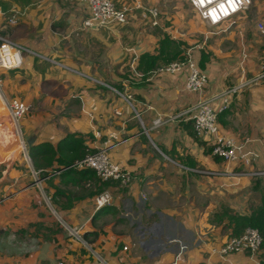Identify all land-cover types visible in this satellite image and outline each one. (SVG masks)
<instances>
[{
	"label": "crops",
	"instance_id": "0c3cea01",
	"mask_svg": "<svg viewBox=\"0 0 264 264\" xmlns=\"http://www.w3.org/2000/svg\"><path fill=\"white\" fill-rule=\"evenodd\" d=\"M126 1L114 0L118 6ZM141 1L160 7L164 20L158 26L141 10L125 24L85 27L90 10L84 2L0 0V34L43 56L26 54L20 68L0 74L3 96L29 105L21 140L9 117L0 120V264H103L90 249L108 264H264V249L226 259L209 249L210 237L231 233L209 222L221 205L248 212L264 195V176L247 175L264 170V33L257 26L264 25V4L207 36L192 21H200L197 14L190 17L173 0ZM12 12L16 25L6 21ZM164 34L197 42L191 48L198 64L200 52L209 54L201 93L185 88L186 69L156 70L145 79L136 72L139 57L153 53ZM249 80L218 114L221 132L257 154L249 164L229 167L243 174L229 179L228 167L207 154L211 145L195 136L183 112L199 99L218 106L224 89ZM159 116L172 118L155 126ZM68 135H81L95 149L106 141L111 159L132 176L127 186L104 189L113 199L100 213L94 198L73 200L79 187L67 177L42 178L55 209L79 229L85 244L56 222L26 159L31 147L56 146Z\"/></svg>",
	"mask_w": 264,
	"mask_h": 264
},
{
	"label": "built area",
	"instance_id": "2783aa9c",
	"mask_svg": "<svg viewBox=\"0 0 264 264\" xmlns=\"http://www.w3.org/2000/svg\"><path fill=\"white\" fill-rule=\"evenodd\" d=\"M84 2L89 6L90 14L84 21L85 27L98 25V27H109L114 24H125L129 17L132 16L135 10H141L144 18L152 26L160 24V11L158 7L146 6L141 0H130L123 2L118 6L114 0H69ZM190 6L195 10L198 18L206 25H209L216 30L221 28L227 29V24L232 25L234 18L243 11L249 9L252 0H187ZM7 24L16 25L18 17L16 12H12L6 19ZM258 28L261 33H264V25L258 23ZM225 29V30H226ZM33 54L43 58L42 55L31 51L27 47L15 42L5 35H0V71L18 69L23 65L24 56ZM185 60L183 62H173L165 67L157 69L158 73L168 74L175 73L182 69L187 70L185 88L189 92L201 93L208 77L198 64L194 52L191 49L186 50ZM261 77V76H259ZM259 77H256L258 79ZM2 80L0 79V83ZM253 80H249L232 87L224 89L220 95L221 102L218 106H213L209 99H199L194 105L183 112L193 122V128L196 135L207 138V141L212 148V156H216L228 167L225 170V176L229 179H236L243 175L229 169V167L242 161L249 164L252 159L256 158L257 154L253 150H248L244 144L237 143L233 138L223 134L218 123V114L226 110L230 103L231 97L244 89ZM129 100V97H127ZM3 103L7 108V115L10 120V125L14 134L22 139V124L21 121L24 115L29 110V105L19 99H4ZM171 116H159L154 120L155 126L162 125L165 121L171 119ZM100 136L96 134V137ZM107 142L104 141L102 146L96 148L94 152L88 153L82 159L76 161L72 166L75 168H88L95 171L101 181H116L119 186H127L132 181L131 174L121 167L120 164L114 162L109 153ZM25 150V149H24ZM26 152V151H25ZM24 152V155H25ZM26 159L30 161L26 153ZM61 170L53 172L59 174ZM40 170L32 168L31 175L36 188H38L46 202L48 210L56 220L70 235L76 236L85 244L79 229L72 227L65 218L55 209L49 195H46L43 185ZM52 175V174H50ZM251 177L264 176V170L248 172ZM112 194L109 190H104L94 198L95 209L99 210L112 202ZM264 242V237L257 229L248 228L239 236H227L220 245L209 247L210 255H217L219 258L226 259L233 254L249 253L256 254ZM125 249V247H124ZM96 262L108 264L95 249H90ZM58 264H67L65 261H59ZM169 264H177L176 262Z\"/></svg>",
	"mask_w": 264,
	"mask_h": 264
},
{
	"label": "trees",
	"instance_id": "16d2710c",
	"mask_svg": "<svg viewBox=\"0 0 264 264\" xmlns=\"http://www.w3.org/2000/svg\"><path fill=\"white\" fill-rule=\"evenodd\" d=\"M186 46L187 43L164 34L158 41L153 53L146 52L139 57L136 72L142 74L145 79L161 67H165L173 62H183L185 60L183 47ZM208 56L209 54L205 53V51L200 52V69L205 68ZM201 143L205 146L204 142ZM205 147L207 154H211L212 148L207 145ZM95 150L94 147L85 145V140L81 135H68L56 146L50 143H41L33 146L28 150V154L34 169L40 170L42 177H47L51 173L62 169V172L59 173L62 177L61 179L67 177V182H72L73 185L79 187V193L73 196V200H80L82 198L93 199L109 185H118L116 181H101L92 169L75 168L72 166L76 161ZM213 158L216 161H221L216 156ZM87 183L90 184L89 190L86 188ZM51 202L55 207L56 204L53 196L51 197ZM105 208L107 209L105 206L98 212H102ZM210 221L212 224H222L225 227L231 228L229 236H239L246 229L253 228L257 229L264 237V195L259 205L251 207L248 212H238L228 206L221 205L218 211L212 215Z\"/></svg>",
	"mask_w": 264,
	"mask_h": 264
},
{
	"label": "rangeland",
	"instance_id": "374dc122",
	"mask_svg": "<svg viewBox=\"0 0 264 264\" xmlns=\"http://www.w3.org/2000/svg\"><path fill=\"white\" fill-rule=\"evenodd\" d=\"M178 1V2H177ZM172 2H175V6L176 5H178V4H180L181 5V7H183V9L189 14V16L190 17H192L193 15H196L195 13V10L194 9H192V7L190 6V4H189V2L187 1V0H173ZM254 2V3H253ZM174 4V3H173ZM184 4V5H183ZM260 4L262 5V4H264V0H252V4H251V6L249 7L251 10H245V11H243V13L245 14H247V13H249V15H251L252 14V7L255 5H257V6H259L260 7ZM158 9H159V11H160V22H162L163 20H164V13L161 11V9H160V7H158ZM250 11V12H249ZM7 19V18H6ZM194 20H195V22H196V26H198L199 27V25L201 26V27H203L205 30H206V32L205 31H203V34H205L206 35V33H207V36H209V35H215V33H214V31H216V30H214L212 27H210L209 25H206L205 23H203V21H199L197 18H194L192 21H193V23H194ZM184 21H186V19H184ZM257 22H258V20H256ZM260 21H262V20H260ZM194 25H195V23H194ZM257 26H258V23H257ZM202 34V35H203ZM0 35H2V34H0ZM4 35V34H3ZM195 39L196 40H198L199 41V43L202 41V39L203 38H201V39H199L198 38V36H196L195 37ZM197 42H193L192 44H187V46L186 47H183V51H185L186 52V50H188V49H191L192 50V48L191 47H193V45H195ZM5 70H1L0 71V74L1 73H3ZM0 79L2 80V78H1V76H0ZM1 84H2V82L0 83V93L2 94L3 92H2V90H1ZM2 96H3V94H2ZM3 98L5 99L6 97L5 96H3ZM6 99H10V98H6ZM1 102V101H0ZM2 105L4 106V113H1V115H0V120L2 119L4 122H8V115H7V108L5 107V104H3V102H2ZM28 112H29V110H28ZM27 112V113H28ZM26 116V114L24 115V117ZM22 124V123H21ZM20 146H21V148H22V144L20 143V142H17ZM55 207H57L56 205H55ZM211 219V218H210ZM209 222H211V221H209ZM227 237V236H226ZM225 237V238H226ZM225 238H223V237H210L209 238V241L210 242H212L213 243V245L214 246H217V245H220L221 244V242L225 239ZM264 243V242H263ZM263 245V244H262ZM262 245H261V247H260V249H264V246L262 247Z\"/></svg>",
	"mask_w": 264,
	"mask_h": 264
},
{
	"label": "bare ground",
	"instance_id": "6f19581e",
	"mask_svg": "<svg viewBox=\"0 0 264 264\" xmlns=\"http://www.w3.org/2000/svg\"><path fill=\"white\" fill-rule=\"evenodd\" d=\"M1 99H3V96H2V94L0 93V101H1ZM2 103V101L0 102V104ZM2 105V104H1ZM0 105V106H1ZM2 108H4V106L2 107Z\"/></svg>",
	"mask_w": 264,
	"mask_h": 264
},
{
	"label": "water",
	"instance_id": "95a60500",
	"mask_svg": "<svg viewBox=\"0 0 264 264\" xmlns=\"http://www.w3.org/2000/svg\"><path fill=\"white\" fill-rule=\"evenodd\" d=\"M94 27H98V25H93Z\"/></svg>",
	"mask_w": 264,
	"mask_h": 264
}]
</instances>
